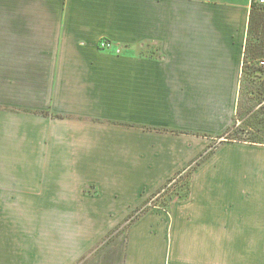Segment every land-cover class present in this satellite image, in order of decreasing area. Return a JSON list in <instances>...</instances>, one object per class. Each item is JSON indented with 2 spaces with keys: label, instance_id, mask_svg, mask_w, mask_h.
Wrapping results in <instances>:
<instances>
[{
  "label": "crops",
  "instance_id": "1",
  "mask_svg": "<svg viewBox=\"0 0 264 264\" xmlns=\"http://www.w3.org/2000/svg\"><path fill=\"white\" fill-rule=\"evenodd\" d=\"M251 8L0 0V264H264V216L247 222V199L235 212L212 189L226 147L264 148L224 136L247 89ZM189 170L170 211L123 227Z\"/></svg>",
  "mask_w": 264,
  "mask_h": 264
},
{
  "label": "rangeland",
  "instance_id": "2",
  "mask_svg": "<svg viewBox=\"0 0 264 264\" xmlns=\"http://www.w3.org/2000/svg\"><path fill=\"white\" fill-rule=\"evenodd\" d=\"M263 9L261 8V10ZM261 36L263 34L253 31L250 35V41H248L249 49L246 51V60L249 63L245 69L247 89L241 91L237 119L229 137H244L249 140L264 142V105L262 106V100L264 99V71L260 69H264V67L259 64L260 60H264V49L262 52H256L255 50L261 42ZM154 46L152 44L149 48L146 47V49L141 51L153 53L155 51ZM253 54L254 57H252ZM0 80L2 82L1 75ZM157 128L161 131L170 130ZM213 161L219 162L221 165V171L215 172L213 191L218 190L221 197H228L229 200L235 199L234 205L237 207L235 212L240 209L243 210V206L247 204V222H255L258 217L259 221L264 216V205L261 207V202L259 201L260 197L264 196V148L245 149L231 145V147H226V149L221 151L219 158L211 160V162ZM189 174L190 170L183 173L177 172L173 175L161 188L152 193L144 203L134 209L135 211L124 221L123 227H127L148 209L157 207L170 211L175 202L190 193ZM216 183H220V185ZM215 184L216 186L214 187ZM146 190V188L142 190L144 194ZM246 199L245 204L241 203ZM222 204L223 201L221 203L218 201L219 209L217 211L219 210L221 213L225 211ZM126 205L128 206V203ZM254 224L251 223L249 226ZM183 252L187 253V248Z\"/></svg>",
  "mask_w": 264,
  "mask_h": 264
},
{
  "label": "trees",
  "instance_id": "3",
  "mask_svg": "<svg viewBox=\"0 0 264 264\" xmlns=\"http://www.w3.org/2000/svg\"><path fill=\"white\" fill-rule=\"evenodd\" d=\"M261 8H264V6H260L256 3H252V8H251V12H250V19H249V26H248V40H247V48L246 51H248L249 49V43L248 41H250V35L253 31H256L260 34H263L262 39L260 44H258V46L255 48L256 52L263 51V47H264V9L261 10ZM254 57V54L253 56ZM247 59H248V55H247ZM249 61L246 60V54H245V63H244V70L246 69V65H248ZM264 67V66H262ZM261 70L264 71V69L260 68ZM264 99L262 100V106L264 105ZM56 116H60V115H56ZM233 126H235V123L230 126L228 128V130L225 133V137L229 140H240V141H250V142H256V143H264L263 141H257V140H249L247 138H240V137H229V135L231 134L232 128ZM158 129V128H157Z\"/></svg>",
  "mask_w": 264,
  "mask_h": 264
},
{
  "label": "built area",
  "instance_id": "4",
  "mask_svg": "<svg viewBox=\"0 0 264 264\" xmlns=\"http://www.w3.org/2000/svg\"><path fill=\"white\" fill-rule=\"evenodd\" d=\"M252 3H256L260 6H264V0H251ZM110 45V43L107 40L102 39L100 41V47L106 48ZM259 64L261 66H264V60H260Z\"/></svg>",
  "mask_w": 264,
  "mask_h": 264
}]
</instances>
